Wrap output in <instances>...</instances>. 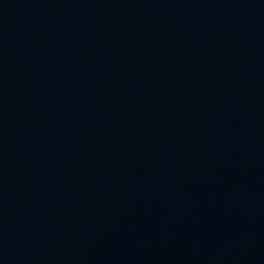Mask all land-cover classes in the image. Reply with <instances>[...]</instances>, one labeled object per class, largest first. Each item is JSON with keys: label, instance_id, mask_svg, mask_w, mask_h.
I'll return each mask as SVG.
<instances>
[{"label": "water", "instance_id": "water-1", "mask_svg": "<svg viewBox=\"0 0 264 264\" xmlns=\"http://www.w3.org/2000/svg\"><path fill=\"white\" fill-rule=\"evenodd\" d=\"M0 264H264V0H0Z\"/></svg>", "mask_w": 264, "mask_h": 264}]
</instances>
